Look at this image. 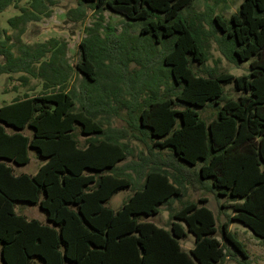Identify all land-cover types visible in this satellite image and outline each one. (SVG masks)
Masks as SVG:
<instances>
[{
	"label": "trees",
	"instance_id": "obj_1",
	"mask_svg": "<svg viewBox=\"0 0 264 264\" xmlns=\"http://www.w3.org/2000/svg\"><path fill=\"white\" fill-rule=\"evenodd\" d=\"M17 1L0 0V13ZM27 1L7 19L12 27L22 24L19 33L27 21L49 13L45 0ZM81 1L127 20L118 34L107 24L104 37L80 41L77 90L66 87L71 65L64 42L51 37L22 43L17 53L0 24V74L23 71L42 81L38 92L0 105V264H221L227 258L252 264L229 224L237 219L264 241V0H242L228 17L210 6L195 18L181 15L192 0ZM77 11L83 10L67 14ZM129 20L140 24L138 39L161 43L159 57L141 43L130 44ZM209 33L229 60H249L246 73L194 70L193 60L207 59L203 38ZM154 57L171 78L162 91L161 77L149 73ZM130 61L140 64L135 74ZM102 66L114 70L113 81L124 86L104 85L97 70ZM228 83L240 91L236 97H225ZM206 105L216 108L210 119L198 110ZM121 106L127 124L104 125L98 115L107 118ZM130 138L143 145L119 165L134 152ZM29 148L46 160L34 173H14L8 160L28 162ZM188 186L229 196V202H219L234 210L219 226L225 242L216 235L207 196L181 200ZM127 187L132 193L111 207L108 200ZM174 199L181 201L177 208ZM17 200L38 203L47 221L18 213ZM162 204L169 227L144 219ZM188 231L194 238L185 249L181 238Z\"/></svg>",
	"mask_w": 264,
	"mask_h": 264
},
{
	"label": "rangeland",
	"instance_id": "obj_2",
	"mask_svg": "<svg viewBox=\"0 0 264 264\" xmlns=\"http://www.w3.org/2000/svg\"><path fill=\"white\" fill-rule=\"evenodd\" d=\"M47 3V9L49 13L47 15L42 14L37 20H29L23 26V30L19 33V27L22 26L21 23H18L15 27L9 25L7 19L9 16L15 15L20 12V5H27V0L17 1V5L11 4L5 8L0 13V24L4 27L7 33L11 36L10 41L14 43V51L19 52V45L22 43H28L30 45H35L37 42L46 41L51 37H56L60 41L65 43L64 46V57L65 62L71 67H68V81L66 87L78 89L80 81L82 79V73L76 68V62L81 60V49L80 41L85 37H92L93 34H99L101 37H104L107 31L104 28L105 25L109 24L114 27V32L119 33L122 28L126 25V17L123 15L112 11L109 8L102 10H97L89 7L86 2L81 0H45ZM242 0H192L189 7L181 10L182 13L188 18H195V13H206L208 7L212 6L214 12L222 13L224 16L228 17L232 12L238 9L240 2ZM82 8V13L70 12L67 14V11L71 8ZM81 12V11H80ZM199 22L202 23L205 29H209L210 24L203 17L196 18ZM131 21V20H129ZM131 25L128 26L129 33V42L132 45L141 43L142 46H146L148 49V54L152 57H159V49L162 45L160 42H155L153 39H145L146 36L137 38V35L140 30V24L135 21H131ZM216 36H220L221 32L216 31ZM214 34H206L203 38L204 47L207 52V59L204 63H199L197 60L192 61V66L197 73L204 74L205 66L216 67L218 70H227L234 74H242L248 71L249 60L239 61L235 63L229 60L220 50L218 46V40ZM153 63L149 66V73L153 76L161 77V86L160 91L165 88V84L171 86V78L164 75L165 70L161 65L160 60L153 58ZM67 68V67H66ZM128 69L130 73L135 74L134 70L140 69V64L137 61H130L128 64ZM99 74L101 80L104 82V85L107 87H113L121 85L124 86L122 81L118 83L113 81L115 76V71L110 68L99 67ZM21 74H26L27 79L23 81L20 79ZM110 76V77H108ZM144 77V76H143ZM147 79L146 77H144ZM130 82V80H128ZM131 83V82H130ZM42 87V81L38 77L32 76L23 71L11 72V73H2L0 74V105L6 102L11 101L16 97H22L26 94H33L38 92ZM148 89V88H146ZM143 91L141 97L148 91ZM225 97H236L240 91L235 90L231 83L224 85ZM120 95L124 98H128L129 95L121 91ZM114 104H118L116 99L113 100ZM181 106V105H180ZM127 108L126 106H121L117 114L110 113L106 114L107 118H104V115H98L102 120L104 125L110 124L115 126H125L127 124ZM201 115L207 119L212 118L216 115V108L213 105H206L204 107H198ZM177 123H179L177 121ZM26 132H29L26 130ZM81 142L84 141L85 135H78ZM131 145L134 148L133 154L128 155L125 159L118 162L119 165L129 160L130 158L136 157V151L142 147V143L134 138L129 139ZM29 160L26 163H16L14 161L8 160L9 164L13 167L14 173L27 172L34 173L39 165L43 163L46 158L42 155H39L34 148H29ZM132 190L130 187L119 190L115 193L109 200L108 204L117 208L121 205L122 201L125 200ZM205 195L208 200L206 204L214 211L216 216V223L218 224V231L216 232L217 237L221 239L222 242H225L221 238L219 232L220 224L228 219V217L233 213V208L229 205L220 207L219 202H229V196L221 195L215 196L212 192L200 188L198 190H193L191 187H187V191L184 196L181 197V200L185 199H197L199 196ZM180 199H174L172 205L174 207L180 206ZM15 210L18 213H23L27 217H36L42 221L46 220V211L42 209L38 203H30L24 200H17L15 202ZM144 219L154 221L158 225L169 227L170 217L169 212L166 209L164 204L160 205L159 211L155 214L144 215ZM229 227L235 233V235L245 244V247L248 249L250 254V259L252 264H264V241L255 235L253 231L241 221L237 219H231ZM194 235L192 232H187L185 238H181V245L183 248L188 249L193 244ZM240 256V254H237ZM38 264V262H36ZM221 264H237L234 259L227 258Z\"/></svg>",
	"mask_w": 264,
	"mask_h": 264
}]
</instances>
